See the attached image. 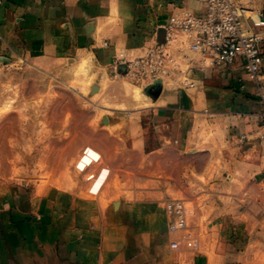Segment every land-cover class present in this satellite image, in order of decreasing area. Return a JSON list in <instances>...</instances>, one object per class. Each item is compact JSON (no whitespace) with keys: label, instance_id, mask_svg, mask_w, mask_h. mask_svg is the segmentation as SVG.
I'll use <instances>...</instances> for the list:
<instances>
[{"label":"crops","instance_id":"1","mask_svg":"<svg viewBox=\"0 0 264 264\" xmlns=\"http://www.w3.org/2000/svg\"><path fill=\"white\" fill-rule=\"evenodd\" d=\"M203 11L184 0H0V67L86 65L103 93L127 79L114 76L116 61H133L163 42L161 26L171 18ZM245 27L264 37V19L254 16ZM189 42L178 35L170 47L178 76L158 79V97L143 100L134 123L109 117L107 135L120 141L96 147L140 153L129 160L141 168L139 178L116 172L96 195L0 188V264H264V70L255 80L241 59L211 64ZM168 153L191 162L170 163ZM171 167L183 170L166 173ZM170 198L193 204L197 250L172 231Z\"/></svg>","mask_w":264,"mask_h":264},{"label":"rangeland","instance_id":"2","mask_svg":"<svg viewBox=\"0 0 264 264\" xmlns=\"http://www.w3.org/2000/svg\"><path fill=\"white\" fill-rule=\"evenodd\" d=\"M232 1L264 11V0ZM94 86L95 78L86 65L57 71L25 64L0 67V188L21 184L44 190L54 186L88 189L96 195L116 172L139 178L141 168L129 160L139 161L140 153H129L123 145L111 153L96 147L119 139L107 135L109 117L134 123L137 114L133 113L145 107V87L128 79L116 87L106 86L103 93L93 90ZM149 135L148 146L154 148L156 138ZM165 157L170 163L191 162L190 157L180 159L175 153ZM108 160L117 168L108 166ZM178 170L183 169L166 168V173ZM132 186L128 183L127 187ZM192 190L197 191L198 186L192 185ZM180 200L192 208L188 199Z\"/></svg>","mask_w":264,"mask_h":264},{"label":"built area","instance_id":"3","mask_svg":"<svg viewBox=\"0 0 264 264\" xmlns=\"http://www.w3.org/2000/svg\"><path fill=\"white\" fill-rule=\"evenodd\" d=\"M184 1L201 3L203 13L186 12L171 18L161 26L165 31L164 41L155 43L144 56L133 61H116L112 65L114 76L125 74L128 80L144 87L158 79L177 77L176 71L170 68L173 61L170 47L178 35H184L190 40L189 48L193 53L211 64L229 66L241 59L251 78L257 80L264 70V37L246 29L245 23L254 16L264 19V11L256 13L253 9L237 6L232 0ZM165 207L173 218L172 231L197 250L200 241L189 224L190 207L183 200L167 201ZM171 246L177 248L178 240Z\"/></svg>","mask_w":264,"mask_h":264},{"label":"water","instance_id":"4","mask_svg":"<svg viewBox=\"0 0 264 264\" xmlns=\"http://www.w3.org/2000/svg\"><path fill=\"white\" fill-rule=\"evenodd\" d=\"M98 89L97 86L93 87V90ZM162 89V81L156 80L152 84L148 85L144 89V93L146 96L151 97L152 99H156L158 97V94L160 93Z\"/></svg>","mask_w":264,"mask_h":264}]
</instances>
